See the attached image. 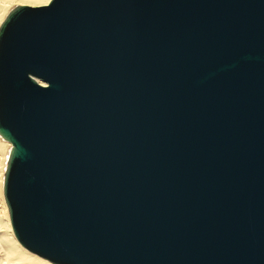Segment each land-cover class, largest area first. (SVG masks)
<instances>
[{
  "label": "water",
  "instance_id": "1",
  "mask_svg": "<svg viewBox=\"0 0 264 264\" xmlns=\"http://www.w3.org/2000/svg\"><path fill=\"white\" fill-rule=\"evenodd\" d=\"M0 137L52 264H264V0L14 6Z\"/></svg>",
  "mask_w": 264,
  "mask_h": 264
},
{
  "label": "bare ground",
  "instance_id": "2",
  "mask_svg": "<svg viewBox=\"0 0 264 264\" xmlns=\"http://www.w3.org/2000/svg\"><path fill=\"white\" fill-rule=\"evenodd\" d=\"M49 1L50 0H0V23L2 22L6 14L13 8V6L21 5V4L29 5V6H41L47 4ZM9 150H10V144L4 141L0 137V151H2V153L4 154L6 151L9 154ZM1 155L4 157L3 154ZM4 170L2 176L0 177V184H1L0 193H2ZM0 264H52V263L25 250L15 239L10 227L9 219L5 218L4 220H2L1 218L0 219Z\"/></svg>",
  "mask_w": 264,
  "mask_h": 264
},
{
  "label": "rangeland",
  "instance_id": "3",
  "mask_svg": "<svg viewBox=\"0 0 264 264\" xmlns=\"http://www.w3.org/2000/svg\"><path fill=\"white\" fill-rule=\"evenodd\" d=\"M14 7V6H13ZM7 151V150H6ZM5 151V154L2 153V151H0V177L2 176V173H3V170H4V167L6 166V159L8 158L7 156V152ZM3 154L4 157L1 155ZM2 170V171H1ZM3 184V183H2ZM1 185V184H0ZM0 192H1V188H0ZM7 209H6V206H5V203H4V199H3V194L0 193V219L2 218V220H4L5 218L8 219V213L6 212ZM3 231V230H2Z\"/></svg>",
  "mask_w": 264,
  "mask_h": 264
}]
</instances>
